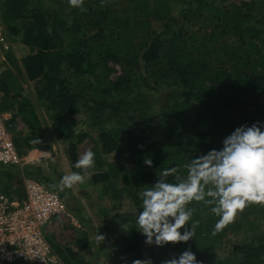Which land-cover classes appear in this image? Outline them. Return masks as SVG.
<instances>
[{
	"label": "trees",
	"instance_id": "16d2710c",
	"mask_svg": "<svg viewBox=\"0 0 264 264\" xmlns=\"http://www.w3.org/2000/svg\"><path fill=\"white\" fill-rule=\"evenodd\" d=\"M50 1L52 9L47 10L44 0H0V23L5 35L28 51L21 65L57 137H68L65 115H80L98 131L102 142L101 148L94 146L96 171L91 178L102 183L111 201L109 211L129 198L137 208L127 216L135 219L138 193L155 182L162 168H176L167 177L174 183L187 174L184 165L219 148L235 126L264 121V0H83V10L68 0ZM176 2L182 3L178 18L172 14ZM10 61L19 72L15 58ZM110 63L120 66L113 80ZM22 92L16 73L9 68L0 72V112L18 114L27 128L23 139L14 137L19 154L23 148L33 150L32 155L49 152L35 108ZM162 93L153 112L151 96ZM153 115L161 127L159 139L151 136ZM118 144L117 157L106 163L101 153ZM22 172L69 205L56 174L32 164H0V181H8L4 193L12 188L23 196ZM187 206L193 209L195 235L178 243L202 259L227 233L264 228V205L249 204L215 234L217 217L209 206L195 200ZM258 232L231 251L236 254L215 264H264V229ZM51 239L62 264L80 259L78 251ZM120 241L128 264L144 260L142 233L130 227ZM88 243L82 237L75 246L83 250Z\"/></svg>",
	"mask_w": 264,
	"mask_h": 264
},
{
	"label": "clouds",
	"instance_id": "9594fccd",
	"mask_svg": "<svg viewBox=\"0 0 264 264\" xmlns=\"http://www.w3.org/2000/svg\"><path fill=\"white\" fill-rule=\"evenodd\" d=\"M68 4L83 10V0H68ZM94 156L90 148L86 149L73 167H92ZM144 163L151 165V160L146 159ZM184 167L187 174L174 183L167 177L174 174L176 168H162L155 182L138 193L140 206L135 217L136 228L144 235L146 243L164 246L168 242L189 241L195 235V227L190 223L193 209L187 205L193 200L203 201L217 217L214 234L249 204L264 205V121H245L235 126L221 139L219 148L209 149ZM83 181L80 172L71 171L60 177L58 185L61 189L71 188ZM97 239L102 241L103 234H97ZM132 264H151V261L135 259ZM161 264L201 262L186 246Z\"/></svg>",
	"mask_w": 264,
	"mask_h": 264
},
{
	"label": "rangeland",
	"instance_id": "374dc122",
	"mask_svg": "<svg viewBox=\"0 0 264 264\" xmlns=\"http://www.w3.org/2000/svg\"><path fill=\"white\" fill-rule=\"evenodd\" d=\"M44 1L46 9L51 10L52 2L50 0ZM225 1L226 3L229 2L239 4L247 0ZM181 6V2H176L173 4L172 14L177 18L180 17L182 8ZM128 12L132 13V10L129 9ZM154 27L156 30H159L161 26ZM9 40H11V38H9ZM10 43H13V46L9 44L10 48L8 51H10V55L12 54L11 59L15 58V64L17 67L19 66L18 68L20 71H17V69L14 67V63H11V61L8 64V68L16 73L22 84L23 91H25V94L27 95L26 98H30L33 105H35L39 120L42 125V130L51 146V151H49L46 156L44 155L45 152H40L39 150V153L35 152L36 154L32 155L31 152L33 150L23 148L21 158L23 157L24 163L27 165L34 163L36 164V168L47 170V172H55L59 180L62 175H65L71 171L80 172L84 176L83 183L87 184L84 187L88 188V195L86 197H80L82 199L84 198V201H82V203H79V206L77 205L78 208H84V211H86L84 215L88 217L87 221L85 219L82 220V213H79L80 215L76 216V214L78 213L73 212V214L71 211V214L74 217L72 219L73 223L68 227L63 228L62 230H57L54 233L46 235L47 239L52 238L51 241L55 244L62 247H69L72 248V250L78 251L80 259L77 258L78 260L76 259V262H74V264H128L125 254L122 253L123 251L121 248L120 240L123 235H125L126 231L130 229V227L139 230L136 228L137 225L135 219L129 218V216H127L128 212L134 211L137 207L132 204V201L129 198H126L123 201L121 207L109 211V208L112 205L109 197H107V195L102 192V183L92 182L93 180L91 176L96 170H94L93 167H90L88 169L73 167L74 162L86 149L90 148L93 151L94 146H98V149L101 148L100 146L102 141L99 140L98 131L82 122V117L80 115H65L64 120L68 122V137L64 139L58 138L57 132L51 128L52 121L48 118L43 104L40 103V101L34 94V91L32 89L33 83L27 80L23 67L21 65V58L27 54V49L24 48L18 40L16 41L17 44H15L13 40H11ZM109 66L112 67L109 78L113 80L120 73V66L117 64H113L112 66V63H110ZM163 94L164 93L158 94L156 96H151V100L154 103L153 112L161 103ZM153 116L154 117L152 120L154 127L152 129L153 131L151 136L159 139L161 138L162 134L161 127H158L157 118L155 117V115ZM13 119H15V117ZM12 122L16 131L15 138H17L19 135L20 137L18 139H20L21 137L23 139V136L27 134V131L23 128L22 130H20L21 128L18 130V124L14 123L15 120H12ZM107 127L108 125L105 128ZM10 131L13 132V128H11ZM52 146H54V151H52ZM119 146L121 147V145L119 144L113 147L112 150L108 153H101L106 163L115 160L118 151L120 150ZM59 180L57 179V182ZM83 183L73 184L71 188H79V190L82 191V188L84 187L80 186L79 184ZM114 184L116 185L117 183ZM71 188H65V190L71 192ZM0 190V192L5 191L3 189ZM8 193L12 195L16 194L12 189H10V192ZM80 194L81 193H79V195ZM74 202L76 203V201ZM104 214L105 218L106 216H108V220H106L107 222L105 223L103 221ZM81 220L83 222H81ZM263 229L264 228L261 227L259 228V230L257 229V231H249L248 233L244 230L237 234L229 232L225 235L220 244H218L211 250L206 251V254L204 255L205 258L202 259V256H198L196 257V259L200 261L201 264H215L217 260L223 261L231 253H235L231 251L235 250L238 245L243 244V242L245 241H249V238L253 233L258 234V231L262 232ZM97 234H103L104 239L102 241H99L97 239ZM82 237H86L89 240V243L83 250H78L75 246V242ZM141 247L144 260H150L151 264H161L162 260L168 259L172 255L179 253L186 246L182 243L173 244L172 242H168L164 246H156L154 244L144 243V245H142ZM211 257L213 261H208L211 260ZM262 259L264 260V257H262Z\"/></svg>",
	"mask_w": 264,
	"mask_h": 264
},
{
	"label": "built area",
	"instance_id": "2783aa9c",
	"mask_svg": "<svg viewBox=\"0 0 264 264\" xmlns=\"http://www.w3.org/2000/svg\"><path fill=\"white\" fill-rule=\"evenodd\" d=\"M9 46L0 23V51ZM13 118L0 112V164L22 167L12 120L18 130L23 123ZM22 188L23 196L0 192V264H62L46 235L68 227L74 217L56 191L23 172Z\"/></svg>",
	"mask_w": 264,
	"mask_h": 264
},
{
	"label": "crops",
	"instance_id": "0c3cea01",
	"mask_svg": "<svg viewBox=\"0 0 264 264\" xmlns=\"http://www.w3.org/2000/svg\"><path fill=\"white\" fill-rule=\"evenodd\" d=\"M0 13H1V11H0ZM6 39H7V41H8V43L11 45V46H13V43L11 44L10 43V41L12 40V38H11V40H9V35H8V37L6 36ZM15 44H17L16 43V41H13ZM12 55V54H11ZM11 55H10V58H11ZM10 58L6 55V52H3V51H0V72L1 71H3L4 69H7L9 66H8V64L10 63ZM10 69V68H9ZM11 70V69H10ZM22 95L23 96H27L26 94H25V91H23L22 92ZM30 102H31V100H30V98H27ZM31 104L33 105V103L31 102ZM34 106V108H35V105H33ZM35 111H36V108H35ZM13 113V112H12ZM36 113H37V111H36ZM38 115V114H37ZM17 116H19L18 114H16V117ZM20 117V116H19ZM22 128L24 129V130H26L27 131V128L22 124V126H21V130H22ZM52 151H54V146H52ZM44 152V151H43ZM47 153L48 152H45L44 153V155L46 156L47 155ZM51 153V152H50ZM22 163V166L24 165L25 166V163L24 162H21ZM34 167H36V164H32ZM41 169V168H40ZM42 172L44 173V172H47V170H44V169H42ZM52 172V171H51ZM51 172H47V173H51ZM53 173H55V172H53ZM13 181V180H12ZM7 183H8V181L7 180H5V182H1L0 181V189H3V190H5V188L7 187ZM80 186H85V185H87L86 183H83V184H79ZM15 187V186H14ZM12 189V188H11ZM69 190V189H68ZM71 192H69V191H67V202H68V204L69 205H67L68 206V208H69V210L70 211H72V213L73 212H75V213H78V214H76V216H79L80 214L79 213H82V220L83 219H85L86 221H87V219H88V217H86L84 214L86 213V211H84V208H78V204L79 203H82V201H84L82 198H80V197H82V196H84V197H86L87 195H88V188H86V187H84V188H82V191L81 190H79V188H74V189H72L71 188ZM1 191V190H0ZM79 193H81L80 195H79ZM15 195H17V194H15ZM76 201V203L74 202V201ZM78 205V206H77ZM74 214V213H73ZM81 220V222H83Z\"/></svg>",
	"mask_w": 264,
	"mask_h": 264
}]
</instances>
